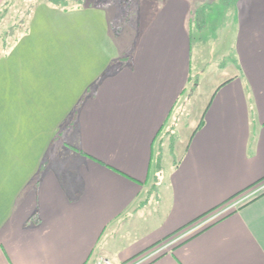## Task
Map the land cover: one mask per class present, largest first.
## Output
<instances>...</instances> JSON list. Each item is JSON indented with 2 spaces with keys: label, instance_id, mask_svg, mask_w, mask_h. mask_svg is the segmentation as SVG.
I'll use <instances>...</instances> for the list:
<instances>
[{
  "label": "crops",
  "instance_id": "0c3cea01",
  "mask_svg": "<svg viewBox=\"0 0 264 264\" xmlns=\"http://www.w3.org/2000/svg\"><path fill=\"white\" fill-rule=\"evenodd\" d=\"M16 5L0 0V264H125L264 178V0H137L125 19L41 0L14 22ZM206 85L157 178L182 93ZM263 193L144 264H264Z\"/></svg>",
  "mask_w": 264,
  "mask_h": 264
},
{
  "label": "rangeland",
  "instance_id": "374dc122",
  "mask_svg": "<svg viewBox=\"0 0 264 264\" xmlns=\"http://www.w3.org/2000/svg\"><path fill=\"white\" fill-rule=\"evenodd\" d=\"M9 4H14L17 3L16 5V11L12 12V20L18 21V20H23L27 14V10L31 9L32 5L35 6V4L39 3L41 0H7ZM100 4H105V3H114L117 6L118 9V15L120 19H125V16L130 13V16L133 11L136 10L137 7V0H98ZM35 3V4H34ZM9 14V13H7ZM16 17V18H15ZM19 18V19H18ZM213 24H208V29L212 26ZM192 29V41L197 48L199 46L200 42L197 41L198 39V26L196 23H193L191 25ZM215 29L214 25L211 27L212 32ZM202 36V35H201ZM212 36V34L206 33L203 35V39L207 40L208 37ZM214 37V36H213ZM216 37V36H215ZM216 41V38L214 39ZM215 43L212 42V38L208 40V42L201 43L200 45L204 47L205 54H206V59L207 61L205 65V70L206 74L209 75V79H212L213 75L216 72V67L218 64H221V60L219 61L218 59L221 57H215L216 55L212 54V48L215 46ZM222 50V49H221ZM213 74V75H212ZM208 85L205 86V89L203 91H198L196 90L193 92L189 89L187 92H185V96H188L190 100H186V97H183L182 100H186L184 106H179L178 108L180 109L181 107V112L178 113L179 115L176 116V126L177 128L172 130L170 134V139L169 141V150L167 151L166 155L163 157L164 159L161 161V163H166L167 165L169 164L170 160L175 161V159H179L181 151L183 149V144L187 140V133L191 130L192 126H195L197 124V121L199 120V117L201 115V112L205 108V106L208 103V97H209V89L207 88ZM184 95V94H183ZM181 100V101H182ZM178 110V109H177ZM65 141V137H62L60 139V143ZM172 153V154H171ZM157 162V159H156ZM167 167V166H166ZM261 185L255 187L254 189L246 192L245 194L239 196L238 198L234 199L232 202H230L228 205L232 204L234 201L242 198L243 196L255 191L260 187ZM227 205V206H228ZM221 209L220 211H222ZM219 211V212H220ZM217 212V213H219ZM217 213H213L212 215L208 216L207 218L201 220L198 224L193 226L190 230L180 234L177 237H174L172 240L169 239L168 241L162 243L160 246H157V248L152 249L150 251H147L146 253H143L142 255L138 256L137 258L133 259L130 262H127V264H144L145 262H148L152 260L153 258L159 256L160 254H163L169 250V248L177 244L178 242L182 241L184 238H186L188 235L194 233L201 227L208 225L211 223L210 219L215 216ZM98 264H110L109 261L105 260L104 258H100L98 260Z\"/></svg>",
  "mask_w": 264,
  "mask_h": 264
},
{
  "label": "trees",
  "instance_id": "16d2710c",
  "mask_svg": "<svg viewBox=\"0 0 264 264\" xmlns=\"http://www.w3.org/2000/svg\"><path fill=\"white\" fill-rule=\"evenodd\" d=\"M49 3L53 4V5H56V6H59V7H67L68 5V0H47ZM6 4H9V2L6 0ZM12 4V3H11ZM15 4V3H14ZM16 7V6H15ZM8 10L7 9H4L3 10V13H8L7 12ZM16 11V10H15ZM13 12V11H12ZM198 14V12H197ZM198 22H199V26L203 25V22L200 21V19H198ZM186 91V90H185ZM185 92H183L182 94H184ZM156 171H157V178H158V175L159 173L162 171V163H161V156L158 158V161H157V165H156ZM264 184V178H261L260 180H258L257 182H255L254 184H252L249 188L241 191L240 193H237L235 194V196L229 198V200L225 201L223 204L217 206L216 208H213L211 210H209L208 212H206L205 214H203L202 216L196 218L195 220L189 222L188 224H186L185 226H183L182 228H180L179 230H177L176 232H174L173 234H171L169 237H167L166 239L162 240L161 242H158L152 246H150L149 248H147V250H145L143 253H146L147 251H150L152 249H155L157 248V246H160L162 243L168 241L169 239H173L174 237H177L179 236L180 234L190 230L193 226H195L196 224H198L201 220L207 218L208 216L212 215L213 213H217L219 212L221 209L225 208L230 202H232L234 199L238 198L239 196L245 194L246 192L254 189L255 187L259 186V185H262ZM264 194V193H263ZM256 199V198H255ZM254 200V199H253ZM226 215V214H225ZM225 215H222L220 216L218 219L224 217ZM217 219V220H218ZM213 223V222H212ZM211 224V223H210ZM207 227H209V224L208 225H205L203 227H201L200 229H198L197 231H195L194 233L188 235L186 238H184L182 241H180V243L178 242V244H176L175 246L183 243L184 241L188 240L189 238L193 237L194 235H196L197 233H199L200 231L206 229ZM142 255L139 254L137 256H135L134 258H132L131 260L127 261V262H130L132 261L133 259H135L136 257ZM125 262V264L127 263Z\"/></svg>",
  "mask_w": 264,
  "mask_h": 264
},
{
  "label": "built area",
  "instance_id": "2783aa9c",
  "mask_svg": "<svg viewBox=\"0 0 264 264\" xmlns=\"http://www.w3.org/2000/svg\"><path fill=\"white\" fill-rule=\"evenodd\" d=\"M262 190H264V184H262L260 187H258V189H256L255 191L243 196L242 198L234 201L232 204L226 206L225 208H223L222 211H220L219 213H217L215 216H213L210 221L211 223L216 221L220 216L228 214L229 212L233 211L234 209L238 208L239 206H241L243 203L249 201L250 199H252L255 195H257L258 193H260Z\"/></svg>",
  "mask_w": 264,
  "mask_h": 264
}]
</instances>
